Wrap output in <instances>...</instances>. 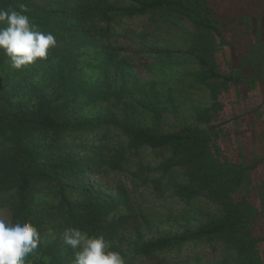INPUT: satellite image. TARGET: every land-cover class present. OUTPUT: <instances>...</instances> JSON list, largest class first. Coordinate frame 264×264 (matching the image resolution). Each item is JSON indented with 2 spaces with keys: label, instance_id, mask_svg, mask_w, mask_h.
<instances>
[{
  "label": "trees",
  "instance_id": "1",
  "mask_svg": "<svg viewBox=\"0 0 264 264\" xmlns=\"http://www.w3.org/2000/svg\"><path fill=\"white\" fill-rule=\"evenodd\" d=\"M21 3L27 5V15L39 30L51 32L57 41L47 59H37L21 69L13 68L0 50V192L9 194V199L1 196L0 202L10 204V222L27 218L40 233V245L25 258V264H75L73 250L63 244L68 227L89 235L103 234L110 250L120 252L124 247L120 253L130 257L129 264L178 251L187 243L251 245L246 203L233 200L230 190L231 183L241 184L256 163L220 164L207 152V133L196 126L157 132L120 118L114 110H95L110 95L136 94L142 107L159 120L163 106L157 88L127 69L125 58L110 42L113 29L121 19L137 16H147L148 22L156 25L159 14L173 12L197 28L212 31L226 45L221 21L209 2L0 0V9L19 10ZM186 53L199 65L195 76L200 84L221 81L236 85L249 79L241 70L237 74L218 71L211 40L196 43ZM88 67L94 69L95 77L88 76ZM1 102L9 106L2 107ZM88 106L92 113L85 110ZM220 124H210L209 129ZM112 126L126 137L128 149L147 147L168 153L157 167L163 172L161 177L148 179L141 169L129 172L136 188L142 180L144 184L149 181L160 195L170 189L186 200L203 197L216 205L220 214L174 233L162 230L144 238L135 229L128 234L131 216L122 214L121 209L131 208L130 193L120 183L109 192L100 182L107 172L100 142ZM172 168L180 169L178 176L185 181L174 179L169 173ZM167 173L170 188L162 179Z\"/></svg>",
  "mask_w": 264,
  "mask_h": 264
},
{
  "label": "rangeland",
  "instance_id": "2",
  "mask_svg": "<svg viewBox=\"0 0 264 264\" xmlns=\"http://www.w3.org/2000/svg\"><path fill=\"white\" fill-rule=\"evenodd\" d=\"M207 1L221 21L226 45L212 31L197 28L173 12L159 14L156 25L150 24L147 16H137L121 19L113 29L115 35L110 42L118 48L119 56L125 58L127 69L157 88L158 102L163 106L159 120L142 107L136 94L110 95L95 110H114L120 118L157 132L176 130L182 125L196 126L207 133V152L220 164L256 163L241 184L231 183L230 190L233 200L246 203L251 245L242 243L233 248L222 241L215 242L213 247L187 243L178 251L151 260L137 259L135 264H264V0ZM210 40L218 71L237 74L241 70L249 79L236 85L221 81L198 83L195 73L199 65L186 51L196 43ZM164 50L168 53H162ZM95 75L94 69L88 67V76ZM1 103L2 107L9 106ZM85 110L92 113L93 109L88 106ZM215 123L221 124L210 130V124ZM100 143L104 146L107 169L100 178L101 184L114 192L115 185L120 183L130 193L132 209H121L122 214L131 216L128 234L135 229L144 238L162 230L174 233L220 214L217 206L203 197L186 200L170 189L164 195L158 194L149 181L146 184L138 181L137 188L132 184L130 171L141 169L148 179L162 176L157 167L167 158L166 151L147 147L128 149L126 137L114 126ZM169 173L174 179L185 181L178 176L180 169L172 168ZM162 179L170 188L169 174ZM1 196L8 198L9 194L0 192ZM0 203V219L10 221V204ZM119 251L124 252V247ZM120 254L125 264H129L130 257Z\"/></svg>",
  "mask_w": 264,
  "mask_h": 264
},
{
  "label": "clouds",
  "instance_id": "3",
  "mask_svg": "<svg viewBox=\"0 0 264 264\" xmlns=\"http://www.w3.org/2000/svg\"><path fill=\"white\" fill-rule=\"evenodd\" d=\"M28 11L23 3L19 10L0 9V50L16 69L47 59L57 43L51 32L39 30ZM63 244L73 250L75 264H125L120 252L110 250L103 234L89 235L77 227H68L63 232ZM39 245L40 233L31 220L0 219V264H25V258Z\"/></svg>",
  "mask_w": 264,
  "mask_h": 264
}]
</instances>
